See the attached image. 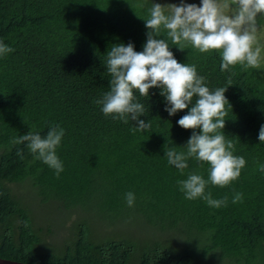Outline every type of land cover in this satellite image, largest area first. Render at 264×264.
I'll list each match as a JSON object with an SVG mask.
<instances>
[{"label": "trees", "instance_id": "16d2710c", "mask_svg": "<svg viewBox=\"0 0 264 264\" xmlns=\"http://www.w3.org/2000/svg\"><path fill=\"white\" fill-rule=\"evenodd\" d=\"M152 2L0 0V41L14 49L0 56L1 258L31 264H197L199 260L191 245L172 250L137 234L95 240L92 225L76 218H69L67 228L62 226L65 236L57 240L61 229L36 220L9 186L30 178L41 202H62L66 210L96 200L97 207L121 215L129 207L125 194L131 191L134 207L155 224L159 221L154 216L189 222L193 233L205 240L206 245L199 247L201 257L211 248L234 261L264 264V173L259 170L264 165V142L258 139L264 125V70L237 65L229 80L231 72L221 71L218 51L201 53L191 46L180 50L169 40L178 62L195 64L210 90L227 88L225 96L232 107L221 131L233 140L234 154L243 156L246 166L228 186L210 182L206 186L213 199L227 197L226 206L220 208L201 198L186 199L178 185L190 173L207 180V162L189 159L182 174L164 155L171 147L186 151L193 130L177 121L188 109L170 116L160 88H151L149 97L137 91L147 110L140 118L150 120L151 128L133 131V121L125 124L105 116L95 103L109 90L108 49L131 42L136 51L143 50L148 31L144 19ZM260 23L264 25V18ZM162 38L167 37L162 33ZM56 124L65 130L57 149L64 165L59 177L33 156L26 143H13L28 132L44 136ZM235 192L243 193L241 202L232 203Z\"/></svg>", "mask_w": 264, "mask_h": 264}, {"label": "clouds", "instance_id": "9594fccd", "mask_svg": "<svg viewBox=\"0 0 264 264\" xmlns=\"http://www.w3.org/2000/svg\"><path fill=\"white\" fill-rule=\"evenodd\" d=\"M148 13L149 17L144 19L147 39L142 51H136L131 42L113 44L108 49L109 90L95 103L102 106L105 116L125 124L133 121V131L151 128L150 120L145 122L140 118L146 116L147 110L138 100L137 91L140 96L149 97L151 88H160L167 101L165 110L170 116L188 109L177 121L182 128L193 130L185 144L186 151L178 152L171 147L164 155L168 164L182 174L189 167V159L207 162L210 166L208 179L190 173L187 179L178 181L180 190L188 200L201 198L213 208L226 206L227 197L213 199L205 189L209 182L219 187L228 186L240 177L246 166L245 158L234 154L233 140L226 139L221 131L232 107L225 96L227 88L210 90L195 64L178 62L170 50L169 40L180 50L191 46L201 53L218 51L222 72H231L237 65L243 69L264 70V42L260 36L264 28L260 23L264 18V0H201L200 5L184 0L180 4L153 0ZM162 33L167 38H162ZM13 51L0 41V56ZM232 75L235 73L231 72L229 80ZM64 134L65 130L56 124L44 136L39 132H28L14 138L13 143H26L33 156L54 169L59 177L64 165L57 149ZM258 139L264 142V125L260 127ZM18 155L22 156V153L18 151ZM259 170L264 173V165ZM242 199L243 193L235 192L232 203ZM125 200L129 207L134 206L135 194L127 192Z\"/></svg>", "mask_w": 264, "mask_h": 264}, {"label": "rangeland", "instance_id": "374dc122", "mask_svg": "<svg viewBox=\"0 0 264 264\" xmlns=\"http://www.w3.org/2000/svg\"><path fill=\"white\" fill-rule=\"evenodd\" d=\"M188 3L201 4V0H186ZM260 36L264 42V28L261 29ZM10 188L14 191L17 198L25 203L28 211L33 217L43 224L52 223L54 227L60 228L62 232L56 238L57 240L63 235L64 228L62 226H70L72 220L79 222L86 221L92 225L93 237L95 240H104L111 238H124L134 234L140 237L141 240H158L161 245L170 246L172 250H177L181 244L191 245L194 247L197 254L194 257L199 260L197 264H247L243 261H235L234 258L225 257L219 249L208 248L201 257V246L205 242L203 237H199L197 233H193L191 224H185L183 221H171L168 218L160 217L156 220L159 221L155 224L147 218L146 214L140 209L132 206L125 208L123 214L116 215L114 211L108 212L106 208L97 207L96 200H92L87 204H72L70 209L66 210L62 206V202H41L38 196V190L32 185V180L25 179L18 184L11 183ZM69 229V228H68ZM66 233V232H65ZM68 233H70L68 231ZM69 234H67L68 236ZM139 239V240H140ZM200 247V248H199ZM177 248V249H176Z\"/></svg>", "mask_w": 264, "mask_h": 264}, {"label": "water", "instance_id": "95a60500", "mask_svg": "<svg viewBox=\"0 0 264 264\" xmlns=\"http://www.w3.org/2000/svg\"><path fill=\"white\" fill-rule=\"evenodd\" d=\"M0 264H31V263H25V262H20V261L0 257Z\"/></svg>", "mask_w": 264, "mask_h": 264}]
</instances>
